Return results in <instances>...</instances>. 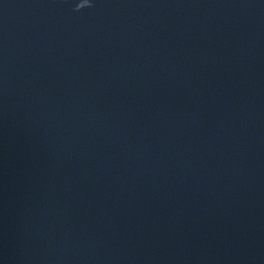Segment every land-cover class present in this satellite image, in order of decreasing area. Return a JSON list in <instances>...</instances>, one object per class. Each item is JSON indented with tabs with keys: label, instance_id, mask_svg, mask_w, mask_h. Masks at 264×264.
Listing matches in <instances>:
<instances>
[{
	"label": "water",
	"instance_id": "water-1",
	"mask_svg": "<svg viewBox=\"0 0 264 264\" xmlns=\"http://www.w3.org/2000/svg\"><path fill=\"white\" fill-rule=\"evenodd\" d=\"M0 264H264V0H0Z\"/></svg>",
	"mask_w": 264,
	"mask_h": 264
}]
</instances>
